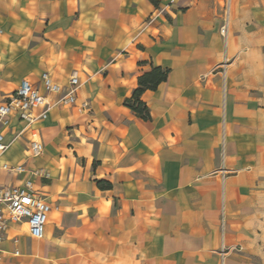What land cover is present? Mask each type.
<instances>
[{
    "label": "crops",
    "instance_id": "0c3cea01",
    "mask_svg": "<svg viewBox=\"0 0 264 264\" xmlns=\"http://www.w3.org/2000/svg\"><path fill=\"white\" fill-rule=\"evenodd\" d=\"M0 29V87L26 79L50 104L28 162L48 173L44 235L11 225L3 264H264V0H0ZM152 66L168 72L143 119L125 99ZM73 70L59 104L40 74Z\"/></svg>",
    "mask_w": 264,
    "mask_h": 264
},
{
    "label": "built area",
    "instance_id": "2783aa9c",
    "mask_svg": "<svg viewBox=\"0 0 264 264\" xmlns=\"http://www.w3.org/2000/svg\"><path fill=\"white\" fill-rule=\"evenodd\" d=\"M148 18L146 23L152 20ZM228 26V6H225L223 23L220 27L222 35ZM2 30L0 29V33ZM42 87L47 93L57 95L56 102L62 105H74L79 86L77 70H73L66 85H60L52 79L47 71L40 74ZM50 104L39 88L23 79L12 92L0 97V176L6 174L17 181L0 182V264H3V242L7 238L8 229L13 224H25L30 237L40 239L44 235L50 203L34 188L33 178L46 177L48 173L42 167H30L28 162L39 157L44 151L35 124L46 118ZM88 101H83L80 108L88 110ZM16 116L24 122V127L14 138L27 132L28 145L24 157L18 162H9L4 158L9 149L5 134L9 128L11 117ZM14 253H18L16 250Z\"/></svg>",
    "mask_w": 264,
    "mask_h": 264
},
{
    "label": "trees",
    "instance_id": "16d2710c",
    "mask_svg": "<svg viewBox=\"0 0 264 264\" xmlns=\"http://www.w3.org/2000/svg\"><path fill=\"white\" fill-rule=\"evenodd\" d=\"M168 70L161 66H152L150 70L138 76V85L133 89L132 95L125 99V104L143 119L149 117L148 107L140 99L141 94L147 90H155L160 82L166 79Z\"/></svg>",
    "mask_w": 264,
    "mask_h": 264
},
{
    "label": "rangeland",
    "instance_id": "374dc122",
    "mask_svg": "<svg viewBox=\"0 0 264 264\" xmlns=\"http://www.w3.org/2000/svg\"><path fill=\"white\" fill-rule=\"evenodd\" d=\"M2 77H4V79H3V81L5 82H10V79L7 77V76H5L4 74H2ZM35 82V81H34ZM35 84H36V82H35ZM4 88H6V89H4ZM4 88H1L0 87V93L1 94H3V93H10L12 90H13V88H9V86L8 85H6ZM13 147H11L10 149H9V151L7 152V157L9 158V160H12V161H14V160H16V159H18L20 156V150L18 149V147L17 146H14V145H12Z\"/></svg>",
    "mask_w": 264,
    "mask_h": 264
}]
</instances>
